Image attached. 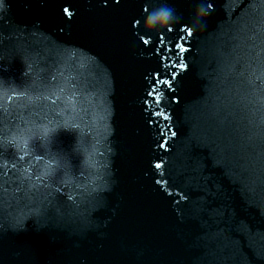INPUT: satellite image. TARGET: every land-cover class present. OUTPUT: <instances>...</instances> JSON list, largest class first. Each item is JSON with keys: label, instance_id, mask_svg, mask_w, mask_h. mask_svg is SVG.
Returning a JSON list of instances; mask_svg holds the SVG:
<instances>
[{"label": "clouds", "instance_id": "obj_1", "mask_svg": "<svg viewBox=\"0 0 264 264\" xmlns=\"http://www.w3.org/2000/svg\"><path fill=\"white\" fill-rule=\"evenodd\" d=\"M207 15L202 5H198L196 8L195 16L197 20L203 19ZM179 17L176 15L175 9L170 6L160 7L157 10L150 13L144 20L145 30H153L157 27H163L171 24L173 21L178 20ZM191 35V29H189Z\"/></svg>", "mask_w": 264, "mask_h": 264}]
</instances>
